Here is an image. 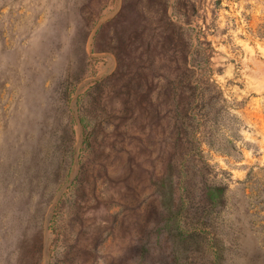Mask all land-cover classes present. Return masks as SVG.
Returning a JSON list of instances; mask_svg holds the SVG:
<instances>
[{
  "label": "rangeland",
  "instance_id": "374dc122",
  "mask_svg": "<svg viewBox=\"0 0 264 264\" xmlns=\"http://www.w3.org/2000/svg\"><path fill=\"white\" fill-rule=\"evenodd\" d=\"M0 264H264V0H0Z\"/></svg>",
  "mask_w": 264,
  "mask_h": 264
},
{
  "label": "trees",
  "instance_id": "16d2710c",
  "mask_svg": "<svg viewBox=\"0 0 264 264\" xmlns=\"http://www.w3.org/2000/svg\"><path fill=\"white\" fill-rule=\"evenodd\" d=\"M205 89L203 90V93H205ZM221 93H219V95H218V104H216L217 106H221V107H223V105H222V103L224 102L222 99H221ZM205 98V96H203V99ZM221 110H222V108H221Z\"/></svg>",
  "mask_w": 264,
  "mask_h": 264
}]
</instances>
